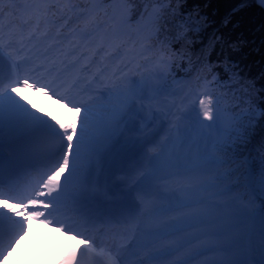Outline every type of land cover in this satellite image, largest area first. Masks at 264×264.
Wrapping results in <instances>:
<instances>
[{"label":"snow or ice","instance_id":"6c2138e0","mask_svg":"<svg viewBox=\"0 0 264 264\" xmlns=\"http://www.w3.org/2000/svg\"><path fill=\"white\" fill-rule=\"evenodd\" d=\"M182 3L0 0V264L30 224L79 244L73 264H264V156L232 182L264 88L194 60ZM115 145L109 168L134 163L107 207L91 190Z\"/></svg>","mask_w":264,"mask_h":264},{"label":"trees","instance_id":"16d2710c","mask_svg":"<svg viewBox=\"0 0 264 264\" xmlns=\"http://www.w3.org/2000/svg\"><path fill=\"white\" fill-rule=\"evenodd\" d=\"M131 7L138 9L142 5L134 3ZM170 19L172 32L182 21H188L190 26L192 21H199L198 33L188 31L194 41L190 44L194 60L203 51H210L209 59L223 79H227V74L220 67V62L227 61L236 66L234 71H238L246 82H254L257 89L264 88V10L256 0H184L179 14ZM183 64L188 67L187 60ZM201 74L208 75L206 70ZM260 107H264V103ZM261 145H264V122H257L248 149L244 150V153L251 154L257 165L260 157L264 156ZM242 158L239 163L246 166Z\"/></svg>","mask_w":264,"mask_h":264},{"label":"clouds","instance_id":"9594fccd","mask_svg":"<svg viewBox=\"0 0 264 264\" xmlns=\"http://www.w3.org/2000/svg\"><path fill=\"white\" fill-rule=\"evenodd\" d=\"M33 233L35 234V238L38 237L40 240H43V241H45V239L49 237L52 239L58 240V241L60 240V238L54 231L48 228H45L42 225L30 224L29 225V236H32ZM34 241H35L34 239H29L28 237H25L24 239H22L20 242V245H18L17 249L12 254H10L9 258L15 254V255L21 256V259H23V255L20 251L21 248H23L24 252H27L29 254L38 251L39 246ZM62 246L63 244L61 243V245L54 250V254L56 256L62 255V252L60 251V247ZM47 255L48 254H42L40 258H33L31 260H23V264H58L57 260L53 261V260L47 259ZM9 258L5 259L3 261V264H9ZM17 264H19V262H17Z\"/></svg>","mask_w":264,"mask_h":264},{"label":"water","instance_id":"95a60500","mask_svg":"<svg viewBox=\"0 0 264 264\" xmlns=\"http://www.w3.org/2000/svg\"><path fill=\"white\" fill-rule=\"evenodd\" d=\"M256 4L264 10V0H256Z\"/></svg>","mask_w":264,"mask_h":264},{"label":"bare ground","instance_id":"6f19581e","mask_svg":"<svg viewBox=\"0 0 264 264\" xmlns=\"http://www.w3.org/2000/svg\"><path fill=\"white\" fill-rule=\"evenodd\" d=\"M23 260H26V259H21V258H19V260H18V262H19V264H23Z\"/></svg>","mask_w":264,"mask_h":264}]
</instances>
